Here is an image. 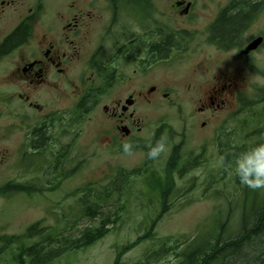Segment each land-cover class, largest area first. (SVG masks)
Instances as JSON below:
<instances>
[{
  "label": "flooded vegetation",
  "instance_id": "af4514ba",
  "mask_svg": "<svg viewBox=\"0 0 264 264\" xmlns=\"http://www.w3.org/2000/svg\"><path fill=\"white\" fill-rule=\"evenodd\" d=\"M262 53L264 0H0V142L20 136L12 152L0 148L12 171L0 191L13 189L0 196L26 192L30 203L59 191L83 164L68 156L94 110L107 151L131 142L146 157L141 106L172 98L176 76L167 72L177 64L189 63L186 91L197 97L195 124L207 129L255 90L245 85L260 74Z\"/></svg>",
  "mask_w": 264,
  "mask_h": 264
},
{
  "label": "rangeland",
  "instance_id": "374dc122",
  "mask_svg": "<svg viewBox=\"0 0 264 264\" xmlns=\"http://www.w3.org/2000/svg\"><path fill=\"white\" fill-rule=\"evenodd\" d=\"M197 63L198 68L202 67L200 59ZM188 67L189 63L177 64L167 72L168 75L176 76L173 79L178 87L171 99H158L144 107L141 106V111L147 114L148 127L143 133V143L151 146L157 131L162 133L156 141L162 136L166 137L168 151L159 160L147 159L135 147L131 156L122 155L118 149L114 152L107 151L106 139L97 140L98 128L104 126L105 119L98 110H94L86 114L76 126V131L80 132L76 139L77 145L74 152L68 156L69 165L72 166L83 160L81 168L68 176L62 188L55 191L56 193L52 192L50 198H41L43 201L29 203L30 198L24 194L14 198L0 196V235H22L31 224L40 221L42 226L50 227V231L60 226L64 233L79 236L85 228L97 225L100 220V216H84L85 203L80 200L96 201L97 194L108 189L111 195L103 209L119 211L121 219L116 226L95 244L75 252L64 253L51 264H114L119 247L145 235L150 222L162 209L161 195L153 178L157 173L143 172L144 166L150 161V169L153 168L159 175L164 176L172 150L179 145L182 147L181 163L194 164L193 168L190 172H175L174 179L178 191L168 196L170 208L155 227V234L128 250L122 256V264H176L178 255L163 248L175 246L181 251L197 235L201 238L198 244H202L205 237H214L217 229L213 228L216 223L217 226L226 223L223 230L221 226L218 227L225 240L238 236L243 213L240 205L234 204L232 210L227 202V197L233 198L235 194V183L230 180L234 179V176L229 175V170L223 172L220 158L223 156L222 148H227L226 143L232 145L230 151L234 153L235 146H251L257 141L254 135H246L253 131L256 119L258 116L261 118L260 114L264 112V102H256L262 93L261 89L264 90V53L259 56L260 74L251 75L245 85L251 84L249 89L255 87L252 93L245 95L254 103L250 110L239 112L241 104H235L223 111H217L210 118L205 130L195 124L196 117L198 118L194 114V108L198 105L197 97L190 90L186 91V84L191 77ZM167 74L164 75L168 76ZM202 120L205 118L198 119ZM245 121L250 124L246 128ZM9 135L3 143L0 142V148L7 147L12 152L14 142L18 141L20 136L16 135L14 138V135ZM72 137L69 135L66 140L70 141ZM124 172L129 175L128 178L120 176ZM2 176L10 177L12 171L2 169L0 165V181ZM79 187V192H75ZM83 187L92 188L91 195L83 192ZM73 191L75 195L71 196ZM94 192L96 193L93 195ZM218 212H221V218L220 215L213 217V214ZM227 213L231 214L228 220ZM40 238L38 235L32 236L26 242L32 244ZM15 248L16 246L13 247ZM244 248H247V245ZM155 252H161L160 257L157 258ZM239 255L228 259L225 264H240L237 262V259H241ZM242 256L247 262L254 263L251 253ZM12 260L11 253H6L2 256L0 264H13Z\"/></svg>",
  "mask_w": 264,
  "mask_h": 264
},
{
  "label": "trees",
  "instance_id": "16d2710c",
  "mask_svg": "<svg viewBox=\"0 0 264 264\" xmlns=\"http://www.w3.org/2000/svg\"><path fill=\"white\" fill-rule=\"evenodd\" d=\"M236 22L230 23L228 28H235ZM230 30V29H229ZM228 30V32H229ZM259 99L256 102H264V90H262ZM260 92V89H259ZM243 100L242 107L239 112L249 111L254 103H248L246 97L241 96L240 100ZM258 116L256 123L253 125V131L248 136H255L257 143L254 142L251 146L264 143V112ZM250 125L245 121V128ZM227 148H222L223 157L225 158V165H223V172L229 170L226 165L230 163L241 152L247 150L250 146L245 144L241 146H235L236 152H231V144L225 145ZM181 154L178 148H175L172 152L171 158L168 161V167L166 169L165 176L153 175L156 183L157 191L161 195L162 209L160 213L155 216L150 222V227L145 235L139 237L134 242L128 243L119 247L114 264H122V256L131 248L141 243L145 238H150L155 234L154 230L158 222L161 220L163 214L170 208L168 196L177 190V183L174 179L175 172L182 170V172H190L194 164H181ZM192 167L190 168V166ZM145 171L149 169L148 165L145 166ZM120 176L128 178L127 173H121ZM234 179H230L235 183V194L233 198L227 197V202L232 207L241 206L242 218L241 229L235 238L231 237L227 240L223 238V232L219 231L218 227L221 226L222 230L225 228L226 223H221L219 226H214L217 229L213 234L214 237L204 238L202 244H198L199 235L195 239H191L185 249L178 251L175 246L164 247L163 250L173 251L178 255V262L176 264H225L226 261L235 256H241V259H237L240 264H252L244 260L242 254L251 253L253 255V264H264V192L253 191L246 186H242L239 183L238 177L234 174ZM83 192L91 195L92 188L83 187ZM110 190V189H109ZM2 192V190L0 191ZM13 193L12 187L6 189L2 193ZM97 192V191H96ZM94 192L93 195L96 193ZM190 192V191H188ZM108 189L97 194L98 200L91 202L89 199L80 200L84 202V216L97 218L100 216V220L97 225L87 227L80 233L79 236H75L73 233L66 234L62 228L56 227L54 231H50L49 227L42 226L41 223L35 222L31 224L25 233L22 235H0V261L4 254L11 253L13 264H51L54 259L61 256L64 253L75 252L77 250L89 247L102 238H104L114 228L121 219L119 211L112 212L111 210L105 211L103 208L108 203L110 197ZM172 206V205H171ZM123 209L124 207L121 206ZM221 214H213V217H217ZM221 218V215L219 216ZM231 214H226V219H230ZM216 219L214 218V221ZM75 226V225H74ZM73 227V225L71 226ZM41 237L40 240L34 241L32 244H28L26 241L32 236ZM171 240V239H168ZM180 242H177V246ZM247 245V248L244 246ZM249 245V246H248ZM16 246L15 249L13 247ZM246 250H244V249ZM13 249V250H12ZM180 250V249H179ZM244 250V251H243ZM161 252H155L156 257H160ZM231 256V257H230Z\"/></svg>",
  "mask_w": 264,
  "mask_h": 264
},
{
  "label": "clouds",
  "instance_id": "9594fccd",
  "mask_svg": "<svg viewBox=\"0 0 264 264\" xmlns=\"http://www.w3.org/2000/svg\"><path fill=\"white\" fill-rule=\"evenodd\" d=\"M122 155H133L134 144L124 142L121 145ZM168 151L166 137H161L154 145L148 147L146 158L159 160ZM225 158H220V164L225 165ZM229 175H235L242 186L253 191L264 190V143L250 146L226 165Z\"/></svg>",
  "mask_w": 264,
  "mask_h": 264
}]
</instances>
